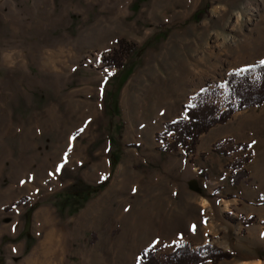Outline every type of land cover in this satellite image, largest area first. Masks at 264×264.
<instances>
[{
	"label": "rangeland",
	"instance_id": "rangeland-1",
	"mask_svg": "<svg viewBox=\"0 0 264 264\" xmlns=\"http://www.w3.org/2000/svg\"><path fill=\"white\" fill-rule=\"evenodd\" d=\"M263 60L264 0H0V264H264V102L165 129Z\"/></svg>",
	"mask_w": 264,
	"mask_h": 264
},
{
	"label": "trees",
	"instance_id": "trees-1",
	"mask_svg": "<svg viewBox=\"0 0 264 264\" xmlns=\"http://www.w3.org/2000/svg\"><path fill=\"white\" fill-rule=\"evenodd\" d=\"M120 44L124 47V40H121ZM123 53V50H114L110 56L107 55L104 57L106 64L110 66H122V64L118 63V60H120V56H123ZM262 62H264V60ZM262 62L257 66L243 67V79H238L236 73L230 74L227 78L225 84L230 90V100L234 99V97H237L238 100L236 107L230 104L219 116H216L220 112V108L214 105L198 104L194 107L186 106L185 111L189 118V122H185L182 119H175L171 122H167L165 124L166 131L174 129L178 134L177 142L167 147L177 148L178 143L182 145L190 144L192 145L190 149L194 150L201 134L205 133L213 126L227 121L236 110L261 105L264 102V78L262 81L251 83L249 76L253 71H256L261 72L264 77V63ZM237 164L240 165L241 162L239 161ZM246 223H250V220ZM226 256H228L227 253H222L220 258ZM142 259L144 264H199L206 258L201 256L199 252H192L190 247L185 245L183 247H177L169 255L166 263H160L154 258L152 253L148 252L143 254Z\"/></svg>",
	"mask_w": 264,
	"mask_h": 264
},
{
	"label": "crops",
	"instance_id": "crops-1",
	"mask_svg": "<svg viewBox=\"0 0 264 264\" xmlns=\"http://www.w3.org/2000/svg\"><path fill=\"white\" fill-rule=\"evenodd\" d=\"M227 136H230L232 139H236V140H240V142L242 141V142H247L248 140H245L244 139V136H242V134L241 133H232V134H226ZM247 137V136H246ZM251 141V140H250ZM261 144V143H260ZM264 167V166H263ZM264 169V168H263ZM255 171V170H254ZM256 173V172H255ZM259 179V177L258 178H256V180H258ZM261 179V178H260ZM263 181H264V177H263V179H262ZM258 191H259V194H258V196L260 195V196H264V184L262 183V184H259L258 185ZM251 216H255L256 218H257V220L258 221H264V212L263 211H260V212H252L251 213ZM263 224V223H262ZM264 225V224H263ZM263 225H261V226H263ZM191 229H193V228H191ZM193 233H195V232H193ZM208 233H210V231H208V230H205L204 232H203V235L204 236H206L205 234H207L208 235ZM252 260H255V259H252ZM251 260V261H252Z\"/></svg>",
	"mask_w": 264,
	"mask_h": 264
},
{
	"label": "bare ground",
	"instance_id": "bare-ground-1",
	"mask_svg": "<svg viewBox=\"0 0 264 264\" xmlns=\"http://www.w3.org/2000/svg\"><path fill=\"white\" fill-rule=\"evenodd\" d=\"M49 252L51 253L50 254V258H52L53 259V261H54V258H55V256L60 252V246L59 245H57V246H55V248L53 249H49ZM43 264V263H42ZM47 264H56L55 263V261L54 262H50V261H48V263ZM245 264H260V262H252V263H245Z\"/></svg>",
	"mask_w": 264,
	"mask_h": 264
},
{
	"label": "snow or ice",
	"instance_id": "snow-or-ice-1",
	"mask_svg": "<svg viewBox=\"0 0 264 264\" xmlns=\"http://www.w3.org/2000/svg\"><path fill=\"white\" fill-rule=\"evenodd\" d=\"M262 63H264V62H262ZM81 131H82V129H81ZM59 170V169H58Z\"/></svg>",
	"mask_w": 264,
	"mask_h": 264
},
{
	"label": "built area",
	"instance_id": "built-area-1",
	"mask_svg": "<svg viewBox=\"0 0 264 264\" xmlns=\"http://www.w3.org/2000/svg\"><path fill=\"white\" fill-rule=\"evenodd\" d=\"M172 134H173V132H172Z\"/></svg>",
	"mask_w": 264,
	"mask_h": 264
}]
</instances>
